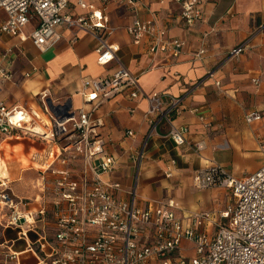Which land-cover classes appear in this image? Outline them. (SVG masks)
I'll use <instances>...</instances> for the list:
<instances>
[{
	"label": "crops",
	"instance_id": "1",
	"mask_svg": "<svg viewBox=\"0 0 264 264\" xmlns=\"http://www.w3.org/2000/svg\"><path fill=\"white\" fill-rule=\"evenodd\" d=\"M83 2L109 16L114 33L108 42L119 46L120 64L138 76L145 94L184 97L172 124L190 130L189 143L182 147L167 138L171 129L167 123L148 139L147 100L133 99L130 90L123 91L95 109L92 116L99 135L106 140V152L116 159L107 179L121 184V199H130V193L136 191L135 201L141 208L174 200L179 205L177 215L186 223L196 215L212 214L200 229L215 234L221 214L230 209L234 198L231 191L218 186L199 190L194 184L197 172L216 164L243 179L264 166V31L254 35L264 26V0H204L202 18L191 27L181 21L182 7L173 0H141L135 10L114 0ZM68 11L75 19L90 14L80 0H72ZM6 19L7 13L0 11V25ZM135 19L156 20L165 40L185 42L181 53L154 54L148 37L135 43L128 31ZM36 24L22 31L24 41L20 36L0 38V65L13 74L10 81L0 79V104L36 112L42 120L37 128L49 137L0 140V172L10 177L12 191L27 203L29 211L47 209V216L39 220L38 233L45 232L53 240V171L68 170L78 178L86 169L83 156L72 150L68 137H52L54 123L78 119L80 109L91 112L93 104L82 96L85 82L111 77L118 63L99 65L98 40L67 26L60 29L59 42L41 50L30 39ZM248 39L247 50L239 58L230 57L232 49ZM201 50L204 54L197 58ZM256 79L259 84L254 83ZM49 101L59 107L57 118ZM195 108L201 110L204 121L193 112ZM250 111H258L262 119L247 123ZM130 131L134 136L128 135ZM199 143L203 148L198 152L195 145ZM29 235L22 238L16 230H0V264H39V256L29 249L39 236ZM13 253L17 258L9 260Z\"/></svg>",
	"mask_w": 264,
	"mask_h": 264
},
{
	"label": "built area",
	"instance_id": "2",
	"mask_svg": "<svg viewBox=\"0 0 264 264\" xmlns=\"http://www.w3.org/2000/svg\"><path fill=\"white\" fill-rule=\"evenodd\" d=\"M72 0H0V11L7 13L6 21L0 25L3 35L21 37L22 31L37 22L31 41L41 50L53 47L60 40V29L86 31L99 42L96 49L99 65L118 63L115 73L108 78H97L85 82L82 93L87 103H92L91 112L79 110V118H65L55 121L52 137H68L72 150L82 155L86 169L80 177L73 178L70 171H53L56 176L52 217L55 219L53 240L45 232L38 233L40 219L47 216L46 208L38 212L29 211L27 203L12 191L11 179L0 172V230L18 231L22 238L35 233L38 239L30 243L29 249L39 256V264H264V166L243 179L235 177L220 165L201 169L194 177V184L201 189L225 188L232 193L233 205L221 214L222 222L213 235L201 232L200 227L213 216L203 213L192 217L188 223L177 215L179 205L171 200L139 207L136 191L131 198H119L123 191L121 184L107 179L116 165V159L106 151L107 143L95 123L93 112L113 97L130 90V97H143L149 104L146 120L151 127L148 139L163 124L171 126L167 138L177 146L188 144L190 130L187 126L177 127L172 118L178 114L184 97L165 93L147 95L139 83L138 76L120 64L116 44H110L108 37L114 33L109 16L103 10L87 7L83 0L80 5L89 8L90 14L73 18L69 14ZM108 1V0H103ZM135 10L141 0H114ZM164 3V0H159ZM182 7L181 21L188 27L202 18L204 0H173ZM129 27V34L135 43L146 37L152 39L150 52L180 54L185 42L179 39H164L154 19H135ZM264 31V26L255 30L254 35ZM254 35L252 37H254ZM251 39L233 48L230 57L239 58L247 50ZM204 51L196 54L201 58ZM0 79L10 81L13 74L0 65ZM259 84V80H254ZM220 85L219 83H217ZM201 121L205 117L199 108L193 109ZM257 111L246 114L245 120L252 124L260 121ZM41 118L36 112L24 108H10L0 104V140L9 137L29 136L47 140L46 133L37 127ZM71 124V126H68ZM134 136L133 132H128ZM57 142V140H56ZM199 152L203 143L195 145ZM143 152L138 154L139 169ZM66 163V162H65ZM172 173L168 174L171 177ZM193 252L192 256L185 254ZM17 258L10 254L9 260Z\"/></svg>",
	"mask_w": 264,
	"mask_h": 264
},
{
	"label": "water",
	"instance_id": "3",
	"mask_svg": "<svg viewBox=\"0 0 264 264\" xmlns=\"http://www.w3.org/2000/svg\"><path fill=\"white\" fill-rule=\"evenodd\" d=\"M48 106L50 108V110L56 115V111L59 110L58 106H54V104L52 103V101H49ZM58 115H56L57 118Z\"/></svg>",
	"mask_w": 264,
	"mask_h": 264
},
{
	"label": "bare ground",
	"instance_id": "4",
	"mask_svg": "<svg viewBox=\"0 0 264 264\" xmlns=\"http://www.w3.org/2000/svg\"><path fill=\"white\" fill-rule=\"evenodd\" d=\"M41 130V129H40Z\"/></svg>",
	"mask_w": 264,
	"mask_h": 264
}]
</instances>
